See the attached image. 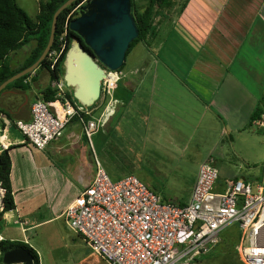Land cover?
Segmentation results:
<instances>
[{"label": "crops", "instance_id": "1", "mask_svg": "<svg viewBox=\"0 0 264 264\" xmlns=\"http://www.w3.org/2000/svg\"><path fill=\"white\" fill-rule=\"evenodd\" d=\"M154 27L149 44L138 43L128 54L120 93L115 96L120 104L118 125L126 143L131 139L144 144L140 145L143 148L151 146L174 166L175 160L188 159L189 163H180L183 170L175 171L179 175L176 183L183 185L179 188L182 193L171 197L164 190L157 193L163 200L185 204L199 166L208 158L214 160L209 152L223 135L245 131L258 109L257 120L264 116V0H174L171 8L155 17ZM35 44L31 40L10 53V68H21L30 59ZM50 82L49 71L39 66L23 80L25 89L19 85L0 94V135L3 133L1 141L9 155L30 145L13 123L30 120V105ZM66 91L72 95V89L66 87ZM255 122L251 126H256ZM73 133L63 132L60 139L80 147L82 138ZM232 176L252 184L260 182L246 175ZM92 178L93 173L84 179L80 191ZM10 185L15 208L3 213L0 223L8 220V213L18 211L11 176ZM19 218L20 226L26 224ZM231 228L238 234L235 226Z\"/></svg>", "mask_w": 264, "mask_h": 264}, {"label": "built area", "instance_id": "2", "mask_svg": "<svg viewBox=\"0 0 264 264\" xmlns=\"http://www.w3.org/2000/svg\"><path fill=\"white\" fill-rule=\"evenodd\" d=\"M87 1L76 5L69 16L77 17ZM69 16L57 40L58 50L48 54L50 69L65 47ZM106 73L100 89L104 97L111 96L121 77L119 71ZM50 87L55 92L53 99L45 101L40 95L30 105V120H17L14 128L34 148L44 150L63 136L76 117L89 141L104 122L91 116L85 119L83 115H90L91 108L68 98L61 79L52 80ZM256 125L264 127V116L256 120ZM2 136L0 152L6 150ZM218 176L214 160H205L199 166L188 202L181 204L163 200L133 175L111 181L96 161L91 183L70 202L62 217L107 264H201L199 258L211 251L220 233L231 226L238 229L237 252L243 264H264L263 185L229 180L223 191L216 192L213 188ZM0 194H4L1 186Z\"/></svg>", "mask_w": 264, "mask_h": 264}, {"label": "rangeland", "instance_id": "3", "mask_svg": "<svg viewBox=\"0 0 264 264\" xmlns=\"http://www.w3.org/2000/svg\"><path fill=\"white\" fill-rule=\"evenodd\" d=\"M38 1L16 0V3L34 19L38 13ZM141 42L143 40L135 45ZM128 54L124 67L118 70L121 76L128 66ZM121 79L111 96L104 97L101 93L95 106L90 107L88 116L104 123L89 141L85 136L83 138L82 127L77 125L79 122L67 125L64 135L79 134L83 142L80 147L78 143L66 144L60 139L45 151L28 145L11 152L10 176L18 211L8 213V220L0 223V236L7 241H26L27 246L37 251L40 264H107L92 254L93 251L69 229L60 215L79 194L84 179L92 173L94 176L96 161L113 182L131 174L156 193L164 190V194L170 197L182 193L179 188L183 185L176 183L179 175L175 171L183 170L181 162H188V159H177L174 166L170 159L158 156L151 146L143 148L144 144L131 139L126 143L121 136L118 125L120 104L115 99L120 93ZM230 135L224 134L219 144L209 152L219 171L213 191H223L225 181L236 180L232 175L238 174L257 178L264 187V130L257 125L247 126L245 131L230 132ZM19 217L26 224L20 226ZM234 233L231 227L225 228L220 233L219 242L199 258L203 264H243L237 252L239 234Z\"/></svg>", "mask_w": 264, "mask_h": 264}, {"label": "water", "instance_id": "4", "mask_svg": "<svg viewBox=\"0 0 264 264\" xmlns=\"http://www.w3.org/2000/svg\"><path fill=\"white\" fill-rule=\"evenodd\" d=\"M76 1L66 0L55 10L44 50L32 65L3 81L0 94L9 84L40 66L54 44L59 14ZM68 28L75 37L63 62L62 81L72 89V97L80 106L91 107L100 98L101 83L108 77L106 72L120 70L129 45L138 37L131 0H88ZM2 207L0 194V210ZM1 263L33 264V258L23 247H16L1 253Z\"/></svg>", "mask_w": 264, "mask_h": 264}, {"label": "trees", "instance_id": "5", "mask_svg": "<svg viewBox=\"0 0 264 264\" xmlns=\"http://www.w3.org/2000/svg\"><path fill=\"white\" fill-rule=\"evenodd\" d=\"M65 1L66 0H39L38 13L35 18L32 19L17 5L16 0H0V84L17 72L32 65L38 59V57L44 50L49 38L52 16L55 10ZM81 1L83 0H77L59 14L55 32V40L50 52L58 50L57 40L64 31V24L71 10ZM173 1L174 0H145L144 2H142V0H131V12L138 29V37L129 45L126 56L139 40H143L144 42L149 44L147 40L153 38L155 34V17L159 14L160 11L171 8ZM73 16L74 15L69 16L70 20H72ZM73 37H75V34L68 28L66 30L64 39L65 47L53 69H50L51 61L49 60L48 56L40 64V67H44L49 71L50 81L62 78L64 72L63 62L67 52L70 49V43ZM31 40H35L36 44L31 52L30 59L21 68L11 69L7 60L10 53L22 48ZM123 67L124 64L120 68V70ZM28 75L17 79L13 83L9 84L6 88L20 85L25 89L23 80ZM54 93V90L50 86H48L41 92V95L45 101H50L53 99ZM68 98L73 100L71 94H68ZM95 104L96 101L92 104L91 108L95 106ZM259 116L260 110L258 109L251 115L248 127H250L252 125L251 123L254 120H257ZM83 117L85 119L90 118V116L87 115H83ZM72 121H77V118L74 117L71 122ZM10 170L11 160L9 149H6L0 152V186L4 190L1 216L3 215V213L12 211L15 208L12 189L10 185ZM16 247H23L24 249H26L32 255L33 264H39V257L37 253L26 244L20 242H10L7 240L0 241L1 253Z\"/></svg>", "mask_w": 264, "mask_h": 264}, {"label": "flooded vegetation", "instance_id": "6", "mask_svg": "<svg viewBox=\"0 0 264 264\" xmlns=\"http://www.w3.org/2000/svg\"><path fill=\"white\" fill-rule=\"evenodd\" d=\"M0 218H1V210H0Z\"/></svg>", "mask_w": 264, "mask_h": 264}]
</instances>
